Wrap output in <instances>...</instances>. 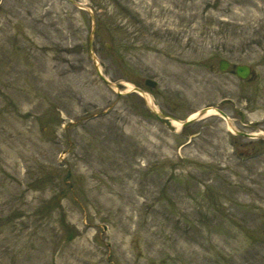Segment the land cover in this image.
Masks as SVG:
<instances>
[{"label": "rangeland", "instance_id": "1", "mask_svg": "<svg viewBox=\"0 0 264 264\" xmlns=\"http://www.w3.org/2000/svg\"><path fill=\"white\" fill-rule=\"evenodd\" d=\"M72 1L0 0V264H264V138L154 114L264 132V0Z\"/></svg>", "mask_w": 264, "mask_h": 264}, {"label": "water", "instance_id": "2", "mask_svg": "<svg viewBox=\"0 0 264 264\" xmlns=\"http://www.w3.org/2000/svg\"><path fill=\"white\" fill-rule=\"evenodd\" d=\"M71 2H73L72 0H70ZM93 34H94V31L92 32V35L91 37L89 38V42H88V50H89V53L90 55L92 56V58L94 59V65H95V69H96V72L98 74V76L105 82V83H108V84H114L110 79L107 78V76L103 73V71L101 70V67L98 63V60H97V55L95 53V50H94V37H93ZM229 66V62L226 61V60H221L220 61V68L222 70H226ZM236 71H237V74L242 77V78H247L251 72V69L248 65H239L237 66L236 68ZM146 83L150 86H154L155 85V81L153 80H150V79H147L146 80ZM135 91H143L141 88L139 87H135L134 88ZM119 93H123L121 91H119ZM208 108H202L199 112H198V116H202L203 114H205L207 112ZM218 110V109H217ZM219 112H221L220 110H218ZM154 113L160 117H165V118H171L173 119V117L171 116H168L160 111H157V110H154ZM223 115H225L223 112H221ZM197 117H191L189 118L188 120L186 121H181L182 125H187L189 123H191L193 120H195ZM243 133V132H242ZM244 135H247V136H253V134H249V133H243Z\"/></svg>", "mask_w": 264, "mask_h": 264}, {"label": "bare ground", "instance_id": "3", "mask_svg": "<svg viewBox=\"0 0 264 264\" xmlns=\"http://www.w3.org/2000/svg\"><path fill=\"white\" fill-rule=\"evenodd\" d=\"M95 66V65H94ZM52 67H53V64H52V62H50V63H48V65H47V68H48V71H50L51 69H52ZM49 80H52L53 81V79L52 78H49ZM112 81V80H111ZM113 82V81H112ZM145 83H146V81H145ZM108 84V83H107ZM147 84V83H146ZM110 85H112V86H116V85H114V84H110ZM148 85V84H147ZM150 86V85H149ZM116 87H118V86H116ZM118 92H119V89L117 90ZM139 93H141V95H143L146 99H148L149 101H150V99L152 100V98H151V95L148 93V92H145V91H140ZM215 113H217V111H216V109L215 108H213V107H209V109L207 110V112L204 114V115H202L203 117H205V116H208V115H212V114H215ZM198 114H197V112H195V113H193L192 115H191V117H197V118H199L200 116H197ZM201 116V117H202ZM173 123L175 124V125H177L178 127H180V125H181V123L180 122H178V121H175V120H173ZM234 130V129H233Z\"/></svg>", "mask_w": 264, "mask_h": 264}, {"label": "flooded vegetation", "instance_id": "4", "mask_svg": "<svg viewBox=\"0 0 264 264\" xmlns=\"http://www.w3.org/2000/svg\"><path fill=\"white\" fill-rule=\"evenodd\" d=\"M224 111V109H222ZM225 112V111H224ZM226 113V112H225ZM250 123H253V121H251Z\"/></svg>", "mask_w": 264, "mask_h": 264}]
</instances>
